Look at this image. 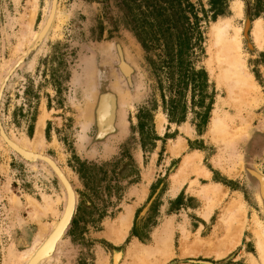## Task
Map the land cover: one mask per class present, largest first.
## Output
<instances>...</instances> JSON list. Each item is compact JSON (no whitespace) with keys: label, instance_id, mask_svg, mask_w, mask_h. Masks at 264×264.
Returning a JSON list of instances; mask_svg holds the SVG:
<instances>
[{"label":"rangeland","instance_id":"rangeland-1","mask_svg":"<svg viewBox=\"0 0 264 264\" xmlns=\"http://www.w3.org/2000/svg\"><path fill=\"white\" fill-rule=\"evenodd\" d=\"M50 2L0 0V84L39 38ZM257 2L58 1L45 42L11 75L1 101L14 142L34 141L45 123L36 153L58 163L77 193L59 255L42 264H264L254 233L264 229V194L250 172L264 176V38L254 33L257 20L264 28V14H252ZM225 27L230 37L240 29L239 71L256 85L249 90L232 93L226 78L214 38ZM117 45L135 68L133 90L132 76L113 70L122 59ZM98 66L112 68L116 84L108 87L119 93L117 128L108 135L95 122ZM110 104L104 98L103 126ZM218 122L232 141L214 132ZM205 187L216 189L211 204ZM65 204L56 174L25 162L0 138V264L47 235ZM236 206L239 219L229 226L226 212Z\"/></svg>","mask_w":264,"mask_h":264},{"label":"bare ground","instance_id":"bare-ground-1","mask_svg":"<svg viewBox=\"0 0 264 264\" xmlns=\"http://www.w3.org/2000/svg\"><path fill=\"white\" fill-rule=\"evenodd\" d=\"M50 1L52 3L50 2V4H49V10H48V14H47L48 16H46V18H45V20L43 22V25L41 26V28H40V30L38 32L39 33L38 34L39 35L38 37L40 38V41H37L39 38H37V40H33L32 39L33 42H31L29 44V46L26 47L27 49L21 54V56L18 57L12 63V65L9 68V70L6 72L3 80L1 81V84H0V98H1V96L3 94V89L5 88L7 82L9 81L11 75L15 72V70L18 67H20L22 65V63H25L26 62L27 57H29L31 53L37 52L41 48V46L43 45V43L45 42V39H46V37L48 36V33H49V29L48 28H49V25L52 23L53 16H55L54 14L56 12V5L58 4V1L59 0H50ZM235 6H236L235 8H237L238 11H241V9H242V3L241 2L240 3L238 2L237 5H235ZM227 27H230V25H227ZM235 28H236V34L234 36H232V37H230L228 35V32H227L226 27L223 28V29H216L215 32H214L215 44L218 47V51H219V59H220V62L225 65L224 69L226 71V78L229 80L228 82L231 85L232 93H235V90L236 89L243 90L245 88V91H246V88L249 90L252 87L256 86V85H253L252 84L249 76L247 78L246 77L247 75H245L244 73H242V72L239 71L241 69V67H242V65L239 63L238 58H237V56L239 57V55L241 54V52H240V50H241L240 49V46H241L240 45V42H241V40H240L239 33H238L240 31V29H237V27H235ZM254 33H255L256 39L258 41H260V39H263L264 38V28H263L262 19L261 20H257V22L255 23ZM119 49H121V48H119ZM20 50H22V49H20ZM18 54H19V52H18ZM122 63H126L128 65V63L126 61H123L122 60L121 61V65H122ZM128 67L130 68L129 70L127 69L126 66H124L125 71H127V70L129 71V72L127 71L128 73L125 72V74H126L127 77L130 78L132 76V73H131L132 71H131V67L129 65H128ZM100 68L101 67H99V66L97 68H95V70H94V72L92 74V76H93L92 81H94L96 79V81H94L95 82L94 85H96L97 89L101 85V83L103 82L98 77L99 72H102L103 73V71H100ZM104 68H107V67L104 66ZM105 73H106V71H105ZM133 85L134 84L132 82L131 83V86H133ZM104 98L109 99L110 102L112 103V102H114L115 99L117 100L118 96L117 95L115 96V94H112V95H109L108 94V95H106V97H102V100H104ZM110 106L111 107L109 108L110 111H109V114H108V117H110V118L107 119L108 122H107V125H105V126H103L102 120H103V117L106 116V114L108 113V111H107L108 110L107 103L104 104V116H103L102 110L101 109L100 110L98 109L99 120L101 122V127L100 128H101L102 133H104V134L111 133V131L115 128V125H116L115 119H116V113H117V110L118 109L117 108L114 109V112H113L112 104H110ZM118 115H119V112H118ZM44 124L45 123L43 122L42 125H40L39 130H38V136H37V138L34 141H31V142L29 141V143H28L27 140H24V141L18 140V142L16 143V142H14L10 138V136H9L8 133H7V135H8V137L20 149H22V151L26 155H28L30 157H32V156L37 157L38 160H40L42 157L46 156L45 154H42V153L41 154H37L36 153L37 148L39 149V148L42 147V145H44L43 144L42 137H41ZM106 132H108V133H106ZM214 132H216V134H218V136L219 135H223L224 137H227V140L226 141H230V140L232 141L233 140V135L230 134V131L227 129L226 124L224 122L215 123V125H214ZM1 140H2L3 144L5 145V143H4V141H3L2 138H1ZM10 151H12V150H10ZM38 153H40V152H38ZM48 157H50V156H48ZM220 157L218 158V160L219 159L221 160ZM222 158L224 159L225 157H222ZM40 161H41L40 162V164H41L42 163V160H40ZM186 162H188V160ZM188 163H192V162L189 161ZM188 163H186V166H187ZM43 164L47 165L46 163H43ZM188 165L190 166L191 164H188ZM191 166L193 167V165H191ZM48 167L50 168V166H48ZM182 172H185V171L184 170L181 171V174H182ZM176 176H178V175L176 174ZM174 179L177 180V182H179V183L181 182V180H179V178L176 179V177H175ZM260 179L262 180V182H261V187L262 188L261 189H262V193L264 194V178H263V176H260ZM177 182H176V184H177ZM183 183H184V181H182L180 184H183ZM176 187H177V185H176ZM73 188H74V185H73ZM64 190H65V194H66V204L64 205V209H63V212L61 214L60 219L53 224L54 227H52V229L48 232L47 235H46L47 232H44V233L42 232L41 234L39 233V236L36 239V242L34 243V245L32 244L33 247L29 251H26L24 254L18 255L15 259H11V263L12 264H40L44 260L43 257H45L46 255H51L52 256V255L55 254L56 251H58L57 244L62 239L64 240V234H65V230H66L65 227L67 225V222L69 221V217L71 215V209L73 208V204H75V206L77 204V193H76V191H75V196L74 197L73 196L71 197V195H70V197L68 198V195H67V192H66L65 187H64ZM74 190H75V188H74ZM215 190H216L215 188H209V189L206 188L204 190L205 194H207V197L209 199V204H211V202H214L215 201V199H214V195H216V192H214ZM210 193H212V194H210ZM73 201H74V203H73ZM209 207H212V205H210ZM240 208H239V206H236V208L233 207V209H231V210L229 209V211L226 212L227 213V217H226L227 220L226 221H227V223H228L229 226H231L233 223H235L239 219L238 213H239ZM224 216H226V215H224ZM127 219L128 218L124 219L123 222H127ZM224 220H225V218H224ZM120 223H121V221H120ZM255 230H254L255 231L254 233H255L256 238H257V247L261 251V253L263 254V261H264V229L259 224L258 228L255 229ZM199 241H201V240H198L197 241V245H202ZM39 242H41V243L38 245L37 248H35L36 245ZM207 242L208 241H206V243ZM203 243H205V242L203 241ZM167 247H171V244L168 243L167 244ZM184 249H183V252L185 250H186L185 252H187V249H189V247L187 246V248L185 250ZM144 253L145 254L142 253L143 254V257H142L143 260L146 259V258H148L149 251L144 252ZM251 264H256V263H251Z\"/></svg>","mask_w":264,"mask_h":264},{"label":"water","instance_id":"water-1","mask_svg":"<svg viewBox=\"0 0 264 264\" xmlns=\"http://www.w3.org/2000/svg\"><path fill=\"white\" fill-rule=\"evenodd\" d=\"M52 3V2H51ZM22 64H25V63H22ZM5 89V88H4ZM4 89H3V92H4ZM2 98H3V94L0 98V137L3 139L5 145L10 149L12 150V152H14L16 155H18L22 160H24L25 162L29 163V164H36V165H40V160H42V163H46L48 166H50V168L53 170V172L56 174V176L59 178V180L61 181V183L63 184V186L65 187L66 189V192H67V195H68V198L73 196H75V190L73 188V184L72 182L68 179V177L65 175V173L63 172V170L59 167V165L53 160L51 159L50 157L48 156H44L42 157L40 160H38L37 157H30L28 155H26L22 149H20L7 135V132L5 130V127L3 125V122H2V117H1V101H2ZM108 133V132H106ZM109 134V133H108ZM255 174L259 180L262 182V180L260 179V175L256 174V173H253ZM74 203V201H73ZM75 204H73V208L71 209V215L69 217V221L67 222V225H66V230H65V234H64V237L65 235L67 234L71 224H72V221H73V218H74V214H75V211H76V208H77V204L76 206ZM61 222V221H60ZM59 222V223H60ZM59 255V250L55 252L54 255H46L44 258V260L42 261L45 262L47 260H50V259H56ZM51 256V257H50ZM40 263V264H42Z\"/></svg>","mask_w":264,"mask_h":264},{"label":"flooded vegetation","instance_id":"flooded-vegetation-1","mask_svg":"<svg viewBox=\"0 0 264 264\" xmlns=\"http://www.w3.org/2000/svg\"><path fill=\"white\" fill-rule=\"evenodd\" d=\"M116 47H119V48H121V46L120 45H117ZM123 50H122V48L121 49H119V52H120V54H121V60H119L118 62H117V64H114V67H113V70H114V72L115 73H117V74H115V73H113L112 72V68L111 67H108V68H104V67H101L100 68V71H103L104 73H105V71H106V78H104V79H102V83H101V85H100V93H99V96H98V99H97V102H96V109H95V112L97 113L96 114V123H97V125H99V128H100V125H101V122H100V120H99V115H98V109L100 110L101 109V107H102V103H103V100H102V97H105L106 95H112V94H115V96L117 95H119V93H117V92H115L116 90L115 89H112V88H110L109 89V87H110V85H112V87H114V85L116 84V78H114L112 81H111V75H112V73H113V75L115 74V75H119V74H121V75H123V76H125L126 74H125V71L123 70V72H122V65H121V61L123 60V61H127L126 60V58H125V56L123 55V52H122ZM32 54V53H31ZM30 54V55H31ZM30 57V56H29ZM29 57H27V59L29 58ZM130 64V65H129ZM129 66L131 67V73H132V80H133V84L135 83L134 81V76H135V68H134V66L129 62ZM115 83V84H114ZM109 86V87H108ZM118 87H119V84H118ZM128 88L129 89H131V90H133L134 88H135V86L133 85V86H130V84H129V86H128ZM116 106H117V113H116V120H115V123L117 124V122H118V112H119V109H120V102L118 101V104H117V102H116V99L114 100V102H112V109H113V112H114V109H116ZM116 128H117V126H116ZM116 128H114L112 131H111V133L116 129ZM7 132V131H6ZM110 134V133H109ZM106 135H108V134H106ZM250 172H251V174L253 175V176H255L257 179H258V181H259V183H260V190H261V195L263 196V193H262V187H261V181L259 180V178L255 175V174H253V173H256V174H258V175H260V176H263L262 174H260L259 172H257V171H255V170H250ZM263 178H264V176H263Z\"/></svg>","mask_w":264,"mask_h":264},{"label":"trees","instance_id":"trees-1","mask_svg":"<svg viewBox=\"0 0 264 264\" xmlns=\"http://www.w3.org/2000/svg\"><path fill=\"white\" fill-rule=\"evenodd\" d=\"M153 1V0H152ZM155 2L159 1V0H154ZM168 1L169 4L173 5L175 3V0H165ZM213 2H217L218 0H211ZM257 7L255 8V10L253 11L252 8V14L253 15H259V14H264V6H261V2L259 0H257Z\"/></svg>","mask_w":264,"mask_h":264}]
</instances>
